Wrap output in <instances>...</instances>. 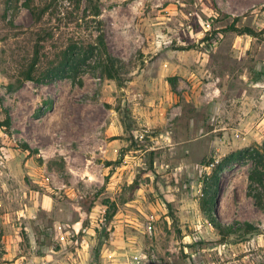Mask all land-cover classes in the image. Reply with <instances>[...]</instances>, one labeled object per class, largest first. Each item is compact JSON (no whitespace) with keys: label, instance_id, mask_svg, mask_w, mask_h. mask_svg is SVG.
I'll return each mask as SVG.
<instances>
[{"label":"rangeland","instance_id":"374dc122","mask_svg":"<svg viewBox=\"0 0 264 264\" xmlns=\"http://www.w3.org/2000/svg\"><path fill=\"white\" fill-rule=\"evenodd\" d=\"M7 113L0 264H264V0H0Z\"/></svg>","mask_w":264,"mask_h":264},{"label":"trees","instance_id":"16d2710c","mask_svg":"<svg viewBox=\"0 0 264 264\" xmlns=\"http://www.w3.org/2000/svg\"><path fill=\"white\" fill-rule=\"evenodd\" d=\"M28 6L32 14H34V16L36 17L41 16V14L45 12V9L37 10V8L33 6L32 4ZM225 31H234V32H237L238 34H244V33L248 35L254 34L251 28L244 27V26L238 27L235 24L227 25L224 28L220 29L219 32H225ZM219 32L213 31L212 33H208L207 35H210V36L205 35L202 38V40L203 41L206 40L207 42L212 44L218 38ZM97 47L100 48L101 52L103 53V59L105 60L104 66H105L107 74L111 77L117 78L118 73H117L115 64L113 63V58L109 55L107 51L105 37L102 31H100L99 34L97 35ZM37 51H38L37 49L34 50V54L32 55L31 59H29V61L22 67V69L19 70L18 74L16 75L17 85L22 84L26 80L39 81L41 80V77L54 79L57 77L64 76V74H66L65 71L67 67L73 66L74 64H78L81 62H85L87 58V57L80 58L79 55L77 57H75V55L69 56L68 54L65 53L63 54L61 59H59V61H56V64L49 63V66L47 67V69L44 72H42V75H39L37 74V70H38V64H39L40 58H39ZM10 119H11L10 114L7 113L5 115V118L2 121H0V126H4V127L9 126ZM220 166L221 164L217 163L215 167L213 168L212 174L213 173L215 174L217 169ZM214 184H215V180H214ZM254 197L256 199V205L264 212V201L261 199V195L257 193ZM208 207H210V205ZM213 220H214L213 222L216 225V227L219 229L220 232H222L221 234L225 233L226 232L225 228L222 227V225L218 223L214 218Z\"/></svg>","mask_w":264,"mask_h":264},{"label":"built area","instance_id":"2783aa9c","mask_svg":"<svg viewBox=\"0 0 264 264\" xmlns=\"http://www.w3.org/2000/svg\"><path fill=\"white\" fill-rule=\"evenodd\" d=\"M209 167H210V165H207V168H209ZM148 228H149V230H150V232H151L150 227H148ZM139 257H140V255H134V256H133V258H134L136 261L139 260Z\"/></svg>","mask_w":264,"mask_h":264}]
</instances>
